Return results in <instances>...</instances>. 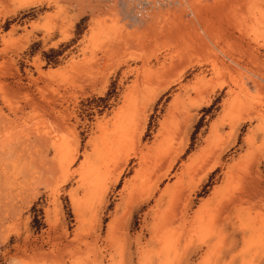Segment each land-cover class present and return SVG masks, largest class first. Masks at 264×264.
I'll use <instances>...</instances> for the list:
<instances>
[{
  "label": "rangeland",
  "instance_id": "374dc122",
  "mask_svg": "<svg viewBox=\"0 0 264 264\" xmlns=\"http://www.w3.org/2000/svg\"><path fill=\"white\" fill-rule=\"evenodd\" d=\"M183 4L0 0V264H264V0Z\"/></svg>",
  "mask_w": 264,
  "mask_h": 264
},
{
  "label": "built area",
  "instance_id": "2783aa9c",
  "mask_svg": "<svg viewBox=\"0 0 264 264\" xmlns=\"http://www.w3.org/2000/svg\"><path fill=\"white\" fill-rule=\"evenodd\" d=\"M139 13L181 7L184 0H129Z\"/></svg>",
  "mask_w": 264,
  "mask_h": 264
},
{
  "label": "bare ground",
  "instance_id": "6f19581e",
  "mask_svg": "<svg viewBox=\"0 0 264 264\" xmlns=\"http://www.w3.org/2000/svg\"><path fill=\"white\" fill-rule=\"evenodd\" d=\"M119 1H120L121 3H123L124 6L127 5L128 7L130 6V3H131L129 0H119ZM182 5H184V4H182ZM16 116H17V115H16ZM14 120H15V119H14ZM9 121H10V120H9ZM45 138H46V137H45ZM47 138H48V137H47ZM47 138H46V139H47ZM40 139H41V138H40ZM43 139H44V138H43ZM43 139H42V140H43ZM46 139H44V141H43L44 143H47L48 140H46ZM45 140H46V142H45ZM40 141H41V140H40ZM37 143H38V142H37ZM126 161H127V158H126ZM96 174H97V173H96ZM88 176H89V175H88ZM89 182H90V181H89ZM92 186H93V185H92ZM94 188H95V187H94ZM94 188H93V189H94Z\"/></svg>",
  "mask_w": 264,
  "mask_h": 264
}]
</instances>
